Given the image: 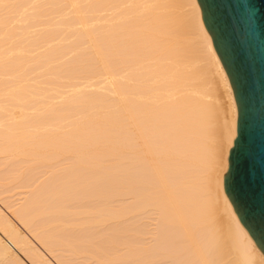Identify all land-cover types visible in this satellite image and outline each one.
Segmentation results:
<instances>
[{"label":"bare ground","instance_id":"bare-ground-1","mask_svg":"<svg viewBox=\"0 0 264 264\" xmlns=\"http://www.w3.org/2000/svg\"><path fill=\"white\" fill-rule=\"evenodd\" d=\"M236 114L196 0H0V264H264Z\"/></svg>","mask_w":264,"mask_h":264},{"label":"water","instance_id":"water-1","mask_svg":"<svg viewBox=\"0 0 264 264\" xmlns=\"http://www.w3.org/2000/svg\"><path fill=\"white\" fill-rule=\"evenodd\" d=\"M236 105L223 190L264 255V0H196Z\"/></svg>","mask_w":264,"mask_h":264},{"label":"rangeland","instance_id":"rangeland-1","mask_svg":"<svg viewBox=\"0 0 264 264\" xmlns=\"http://www.w3.org/2000/svg\"><path fill=\"white\" fill-rule=\"evenodd\" d=\"M6 194H9V193H4V195L2 194V195H1V197H4ZM10 195H11V194H9V195H6V196H10ZM6 196H5V197H6ZM13 198L15 199V196H14V197H12V200H14ZM17 198H19V196H17V197H16V199H17ZM10 200H11V199H10ZM26 263L28 264V262H27V261H26ZM55 263H56V262H55ZM56 264H57V263H56Z\"/></svg>","mask_w":264,"mask_h":264}]
</instances>
